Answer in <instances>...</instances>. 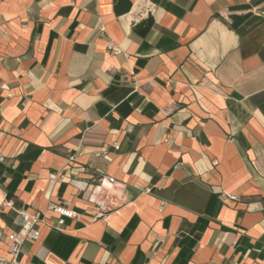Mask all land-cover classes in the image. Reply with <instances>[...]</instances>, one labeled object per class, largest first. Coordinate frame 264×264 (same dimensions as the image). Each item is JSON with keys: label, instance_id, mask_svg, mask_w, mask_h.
<instances>
[{"label": "crops", "instance_id": "obj_1", "mask_svg": "<svg viewBox=\"0 0 264 264\" xmlns=\"http://www.w3.org/2000/svg\"><path fill=\"white\" fill-rule=\"evenodd\" d=\"M21 209L17 264H264V0H0V264Z\"/></svg>", "mask_w": 264, "mask_h": 264}, {"label": "built area", "instance_id": "obj_2", "mask_svg": "<svg viewBox=\"0 0 264 264\" xmlns=\"http://www.w3.org/2000/svg\"><path fill=\"white\" fill-rule=\"evenodd\" d=\"M150 8H147L146 11L149 12ZM109 49L114 54L119 53V50L117 48H112L111 45L109 46ZM109 182L112 184L113 180L110 179ZM230 199L235 200L236 198L232 196ZM110 201L111 198L105 196L103 200L95 204V207L90 210L95 219L102 218L110 211L107 207V202ZM47 210L52 211L58 216L57 226H62L66 219H72L76 216L72 210L62 205L50 204L48 205ZM17 213L20 216V233L7 236V241L9 243V256L11 258L9 264H17V259L24 242L38 240L40 237L38 225L43 222V219L37 218L35 215L29 214L22 209L18 210Z\"/></svg>", "mask_w": 264, "mask_h": 264}]
</instances>
